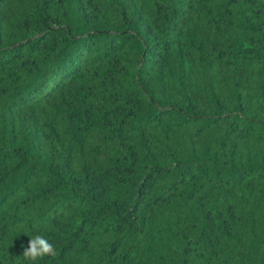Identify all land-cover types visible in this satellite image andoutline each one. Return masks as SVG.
Wrapping results in <instances>:
<instances>
[{"label": "trees", "instance_id": "1", "mask_svg": "<svg viewBox=\"0 0 264 264\" xmlns=\"http://www.w3.org/2000/svg\"><path fill=\"white\" fill-rule=\"evenodd\" d=\"M0 264H264V0H0Z\"/></svg>", "mask_w": 264, "mask_h": 264}, {"label": "clouds", "instance_id": "2", "mask_svg": "<svg viewBox=\"0 0 264 264\" xmlns=\"http://www.w3.org/2000/svg\"><path fill=\"white\" fill-rule=\"evenodd\" d=\"M55 255L56 250L54 245L41 235L31 238L28 247L23 251V256L32 262Z\"/></svg>", "mask_w": 264, "mask_h": 264}]
</instances>
